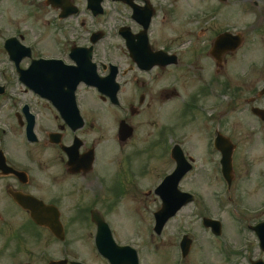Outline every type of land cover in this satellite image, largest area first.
Here are the masks:
<instances>
[{
  "label": "flooded vegetation",
  "instance_id": "obj_1",
  "mask_svg": "<svg viewBox=\"0 0 264 264\" xmlns=\"http://www.w3.org/2000/svg\"><path fill=\"white\" fill-rule=\"evenodd\" d=\"M135 1L141 5L146 0ZM70 3L78 8L79 13L59 19V10L47 5L46 0H0V14L7 15L10 9L19 18L31 21L38 12L50 8L53 20L51 23L49 17L42 19V39L47 42L48 31L57 34L51 41L60 49L57 56L45 54L38 44L30 42L28 33L19 30L11 32L0 25V57H4L0 86L5 89L0 96V101L5 100L0 110L2 107L14 110L12 123L20 131L18 137L25 147L24 159L17 158L8 151L7 143L3 146L0 139V155L4 156V161L0 160V264L62 261L65 264H114V259L118 264H130L132 255L129 251L117 249L114 253L112 248L108 251V258L101 256L96 245L99 227L92 216L106 224L111 238L119 247L129 246L135 250L138 264H146L145 236L149 239L147 253L154 256L164 253L162 248L165 243H171L175 254L173 264H191L190 259L196 264H264V121H259L251 113L253 107L264 110V96L257 95V80H241L236 74L230 79V72L229 76H222V69L237 55L235 52L225 55L224 63L216 67L209 51L214 37L225 29L208 27L213 18L205 16L202 17V25L205 26H202L198 36L191 35L179 41L173 39L174 42L172 39H165V42L161 39V43L153 36L150 25L147 37L149 49H144L133 38V45L141 53L136 60L132 59L126 41L122 39L121 60L108 52L100 53L98 46L107 37L104 35L94 45L92 60L100 77H107L114 71L115 83L119 85V105L113 106L93 88L78 86L75 101L82 126L74 129L76 122L67 123L50 102L34 97L26 89L20 78L21 72L38 59H58L71 64L70 49L89 45L87 42H68L65 38L82 31L85 22L79 20V16H86L91 22L98 19H106V22L129 20L131 10L123 4H111L109 0H104L103 14L93 17L86 9L85 0H70ZM113 15L116 17L112 18ZM69 21L73 22L72 25H66ZM134 25L129 28L133 35H138L140 27ZM211 30L214 31L212 37L204 38L203 34ZM58 37L62 38L61 43ZM7 38H16L21 45L28 47L30 56H26L25 49L16 47L19 62L12 63L3 48ZM45 45L49 50V42ZM148 50L153 54L164 52L167 55L147 69L150 61L143 52ZM172 59L174 62L161 64ZM210 61L216 67L213 73L209 69ZM167 72L171 73L168 74L169 84L163 87L162 79ZM215 75L222 79L217 81ZM193 77L199 83L196 85L197 94L184 96L188 94L186 82ZM211 80L214 83L212 86L209 85ZM12 86H20L24 94L31 93L27 97L29 100L7 97V91ZM210 90L221 91L220 95L213 96L219 100L202 104L201 98L206 99ZM97 101L105 107V112L97 106ZM241 108L251 117V124L254 125L244 126L246 137L240 130H235V120ZM29 113L34 116L35 143L29 142L25 134ZM169 119L172 121L163 123ZM121 121L127 125L125 137L129 136L131 129L130 136L123 140L118 134ZM146 126L150 129L147 134ZM183 126L190 127L191 134L179 132ZM2 132L7 135L6 129ZM183 136L186 143H183ZM147 138L150 141L145 145ZM248 138L254 141L249 143ZM103 141L112 144L103 146V151H100L97 148ZM244 141L247 143L244 144ZM174 146L182 149L191 167L182 181L190 178L185 192L194 199L188 206L190 214L200 222L192 223L186 230L189 243L184 257L180 235L176 237V233H167L169 223L160 235L153 233L152 214L151 223L142 230L136 224L126 225L127 236L122 235L110 219L115 202L123 197H130L136 205L133 209L138 213L139 205L143 209L145 199L150 196L159 207L160 201L153 188L167 172L173 170L175 163L171 150ZM67 149L76 158L75 161L73 158L69 160ZM141 153L150 160H143ZM152 159L158 161L160 168V162L167 161L169 171L160 173L158 166L150 163ZM222 159L224 163L230 161L231 164L227 175L222 170ZM196 171L199 174L193 175ZM146 176L153 181L148 189L145 187ZM32 213L39 215L42 222H36ZM205 219L218 224H204ZM78 227L80 234L74 236L72 231ZM128 227H132V237ZM105 235L100 233L101 237ZM114 254L116 257L112 261ZM211 255L213 261H210ZM163 256L159 258L163 259Z\"/></svg>",
  "mask_w": 264,
  "mask_h": 264
},
{
  "label": "rangeland",
  "instance_id": "obj_2",
  "mask_svg": "<svg viewBox=\"0 0 264 264\" xmlns=\"http://www.w3.org/2000/svg\"><path fill=\"white\" fill-rule=\"evenodd\" d=\"M154 2L160 6L159 11L160 14L157 15L155 20L153 21V36L156 38L161 39L163 42H165V39H173L175 41H179L183 38L190 37L191 35L198 36L200 29L202 28V17H205V15L209 14V17H214V20L210 22L208 27L215 28L216 30L225 29L230 30L232 32L234 31H241L244 33L246 38V44L245 46L239 50L237 55L229 60L228 65L225 66L222 69V76H229L234 75L236 71H240L241 73L246 69V65L249 63L255 62L258 66L257 71L255 72V76L253 77V80H258L262 82V79H264V24L260 26L258 30H254L256 28H253L255 23H258V26L262 23H264V0H228L227 3L221 4L216 0H154ZM256 3L257 6H254ZM82 6V5H80ZM108 6V5H107ZM110 11V9H108ZM38 16V17H37ZM54 14L52 13L51 9L45 11V12H38L35 17L31 20H25V18H19L16 16L13 10L8 11L7 15L0 14V25L6 26L9 31L19 30L21 32H25L29 34V40L33 44H38V47L45 52V54L57 56V54H60V49L55 46V44L51 41V39H55L57 37V34H53L51 31H48L47 37L45 40L49 42V50L46 49V43L43 41V33L41 32V28L43 29V20L49 17L50 22L52 23ZM190 16L191 23L190 25H187V18ZM116 16H112L114 18ZM39 19V20H38ZM79 20L85 22V25L82 31H78V35H75L71 38L68 36H65L66 40L74 41L77 44H85L88 42V35L90 31L95 30H101L104 32L106 38L100 43L98 46L99 52L102 53L108 52L110 53L114 58L122 59L121 58V40L116 34V29L122 25H128L132 24L131 22H127V20H121L118 19V21L115 20H108L106 22V19H98L95 22H91V20L86 16H79ZM33 22V23H32ZM38 22V23H37ZM262 22V23H261ZM72 21H69L66 25H72ZM187 25V26H186ZM253 28V29H252ZM241 29V30H240ZM67 31V30H66ZM214 31L211 30L207 34H203L204 38L212 37V33ZM115 33V34H114ZM175 33V34H173ZM9 34V32H7ZM114 34V35H113ZM173 34V36H172ZM204 38L202 40L204 41ZM164 39V40H163ZM58 42H62V38H57ZM161 42V43H163ZM4 62V57H0V74L2 75L3 69H1L2 63ZM209 69L211 70V73H213V70H216V67L214 66V63L210 61L209 63ZM243 70V71H242ZM4 72L7 74L8 71L4 70ZM162 79V85L163 87L168 86L169 84V75H171L170 72L166 73ZM217 77V81L221 80V76L218 77V75H215ZM231 79V76H229ZM199 84L198 80L196 78H191L186 82V93L183 94L184 96L187 95H196V85ZM215 88L218 90L219 87L215 85ZM185 90V89H184ZM183 90V91H184ZM215 90V89H214ZM221 91L219 90L218 93L215 91L208 93V97L201 98L202 104H209L213 103L215 101H218V99L213 98V96L220 95ZM7 97H19L24 99L25 101L29 100L27 98L28 96H25L23 94V90L20 86H12L8 89ZM180 102V100L177 102V104ZM5 103V100L0 101V106ZM97 106L103 108V111L105 112V107L100 103V101H97ZM97 110H100L96 107ZM39 110L41 113L44 114V111L41 109V106H39ZM14 110L2 107L0 110V139L2 140V145H4V141L6 140L8 151L11 154H14L17 158L24 159L25 154V147L21 144V141L18 137L20 135V131L17 130L14 127V123H12V112ZM239 116L236 118L237 125L235 127V130L237 132L240 130L242 135L246 137L245 128L244 126L247 124H250L251 127H254L253 124H251V117L247 115L246 111H244L242 108L240 109ZM172 119L164 120V124H167L168 122H171ZM255 122V120H254ZM241 124V125H240ZM197 127V126H195ZM2 129H9L11 130V133L9 135H5L2 132ZM179 129V127H177ZM19 132V134H18ZM150 129L146 126L145 127V134L149 133ZM179 132H185L189 134L191 132L190 127L183 126V128ZM191 134V133H190ZM245 134V135H244ZM183 143H186V137H184ZM144 144L150 141L149 138L145 140ZM247 141L249 143H252L254 139L248 138ZM114 143V142H113ZM247 143L244 141V144ZM256 143V142H255ZM112 144L110 141H103L99 146L98 150L103 151V146ZM144 147V145H143ZM146 147V146H145ZM249 147V146H248ZM163 149V147H161ZM201 151V149H200ZM143 160H150V157L147 158V155H144L141 153ZM39 158H45L44 156ZM147 158V159H146ZM156 167L158 166V161L156 159H152L150 163ZM169 163L167 161L162 160L160 162L161 168L158 166V170L160 173H164L165 171L169 170ZM198 175V171L193 173V175ZM243 176V175H242ZM152 179V178H151ZM150 177L146 176L145 179V187L148 189L153 184V181H151ZM189 179H185L181 183V189L186 190L189 187ZM195 181V178L193 179ZM116 201V199H115ZM136 207L134 202L130 199V197H123L121 200H119L117 203L115 202V208L112 217L110 218L113 222V224L119 229L120 233L122 235L127 236L128 233L126 232V225H133L136 224L137 228L140 230L144 229V227L148 226L149 223H151V214L154 210L157 208V204L155 201H153L152 196L147 197L145 199V206L143 209L142 205H139L140 211L139 213L133 209ZM135 212L138 214L136 215ZM199 220L193 217L190 214V207L183 208L179 214L169 222L167 233L169 234H175L176 237L179 235H182L183 233H186V230L189 228V226L192 223L198 224ZM200 223V222H199ZM132 227H128L129 235L132 237V234H130ZM72 234L74 236H78L80 234V227H78L76 230L72 231ZM143 234V232H142ZM145 234V233H144ZM74 236L73 239H74ZM146 237V242L144 244V251H145V263L146 264H173L175 260V254L174 251H172V244L167 242L165 243V247L163 246L162 251L160 255L154 256L152 254H148V247L149 246V239ZM128 239H135L136 238H128ZM140 243V242H139ZM163 256L162 258H159L160 256ZM158 258L160 260H158ZM214 257L211 255L210 261H213ZM191 264L193 263V259H190Z\"/></svg>",
  "mask_w": 264,
  "mask_h": 264
},
{
  "label": "water",
  "instance_id": "obj_3",
  "mask_svg": "<svg viewBox=\"0 0 264 264\" xmlns=\"http://www.w3.org/2000/svg\"><path fill=\"white\" fill-rule=\"evenodd\" d=\"M55 1L56 0H53V2ZM221 1H225V0H221ZM122 32H124V30ZM98 37H99L98 35H94L92 40L95 41L97 40ZM228 39H231L228 34L222 35L215 44L216 48L218 47L222 48L223 45H225V43L228 41ZM11 41L12 40L6 42L5 48L9 52L10 56L14 57V50L11 48V44H10ZM56 63L59 62L44 61V63L42 64L39 63L36 66H34V68L30 71L34 79H28V80H30L29 84L34 92L44 97H50L51 95L57 97L60 96L59 94H64V93H60L59 91H64L65 101L67 102V95L68 98L71 100L72 92L74 91L79 81H84L88 85H95L98 86L99 88L102 85V83L99 82V80L96 78L93 67L92 65L89 64V59L86 61V66H87L86 70L74 69V68L72 69L58 68L57 66H55ZM47 72H55L57 75L56 76H53L52 74L44 75ZM184 172L185 170L183 169V173ZM183 173H181V176ZM176 184H177V180L175 181L168 180L165 184L166 190L163 192L164 209L162 212H160L157 215V223L159 225H162L165 222V220L168 219L171 215H173V213L181 205L185 204L189 200L186 197H183L179 194L177 196L176 192L175 195H172V193L175 190ZM35 216L36 218H38L37 215Z\"/></svg>",
  "mask_w": 264,
  "mask_h": 264
}]
</instances>
